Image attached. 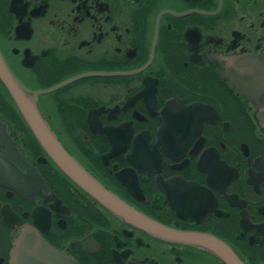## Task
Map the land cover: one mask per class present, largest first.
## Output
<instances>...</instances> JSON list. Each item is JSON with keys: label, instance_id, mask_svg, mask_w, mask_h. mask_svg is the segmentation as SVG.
Segmentation results:
<instances>
[{"label": "flooded vegetation", "instance_id": "obj_1", "mask_svg": "<svg viewBox=\"0 0 264 264\" xmlns=\"http://www.w3.org/2000/svg\"><path fill=\"white\" fill-rule=\"evenodd\" d=\"M0 58L109 192L264 264V0H0ZM0 264L225 263L99 205L0 76Z\"/></svg>", "mask_w": 264, "mask_h": 264}, {"label": "water", "instance_id": "obj_2", "mask_svg": "<svg viewBox=\"0 0 264 264\" xmlns=\"http://www.w3.org/2000/svg\"><path fill=\"white\" fill-rule=\"evenodd\" d=\"M0 76L46 153L71 181L82 188L99 205L121 221L140 228L153 236L206 249L225 264H242L233 251L219 239L204 233L182 232L166 228L109 192L65 150L41 118L27 90L4 66L2 58H0ZM32 236L36 237V235Z\"/></svg>", "mask_w": 264, "mask_h": 264}]
</instances>
